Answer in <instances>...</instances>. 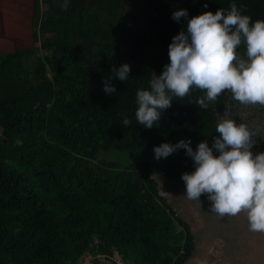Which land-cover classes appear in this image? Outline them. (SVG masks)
<instances>
[{
	"label": "trees",
	"instance_id": "trees-1",
	"mask_svg": "<svg viewBox=\"0 0 264 264\" xmlns=\"http://www.w3.org/2000/svg\"><path fill=\"white\" fill-rule=\"evenodd\" d=\"M62 2L0 0V264H99L98 255L188 264L194 235L177 209L167 211L165 185L186 196L181 177L193 160L185 149L157 160L154 148L181 140L211 147L217 113L227 110L255 133L252 152H264V106L225 91L200 109L204 93L193 88L148 129L135 120L136 93L150 88L152 72L162 74L173 37L186 30L175 11L190 19L235 2L255 22L264 20V0H69L67 10ZM125 63L122 82L112 69Z\"/></svg>",
	"mask_w": 264,
	"mask_h": 264
},
{
	"label": "clouds",
	"instance_id": "clouds-1",
	"mask_svg": "<svg viewBox=\"0 0 264 264\" xmlns=\"http://www.w3.org/2000/svg\"><path fill=\"white\" fill-rule=\"evenodd\" d=\"M59 6L67 10L69 0ZM182 17L187 21L186 30L173 37L168 50L170 62L162 74L152 72L148 90L136 93V122L151 129L172 106L173 98L183 99L193 88L204 93L195 101L200 109H207L225 91L242 105L264 106V20L253 22L235 2L227 11L220 8L190 19L187 9L173 13L176 21ZM241 45L242 55L238 51ZM112 72L114 78L127 81L131 66L125 63L113 67ZM110 79L104 83L108 94L116 92ZM131 124L129 118L123 119L125 127ZM215 133L219 135L211 147L207 140L196 150L191 140L163 143L154 148L155 158H167L185 149L195 168L182 174L185 197L201 200L206 195L210 212L220 217L244 213L249 230L264 233V152H252L255 133L246 123L238 124L227 110L217 113Z\"/></svg>",
	"mask_w": 264,
	"mask_h": 264
},
{
	"label": "rangeland",
	"instance_id": "rangeland-1",
	"mask_svg": "<svg viewBox=\"0 0 264 264\" xmlns=\"http://www.w3.org/2000/svg\"><path fill=\"white\" fill-rule=\"evenodd\" d=\"M1 39L4 42L9 40L7 36ZM106 157L124 160L115 153ZM157 164L154 162L152 173L156 180L161 181ZM165 189L171 192L170 203L188 222L194 235L195 246L188 264H264V233L249 230L246 214L220 217L210 212L207 197L189 200L178 187L165 185Z\"/></svg>",
	"mask_w": 264,
	"mask_h": 264
},
{
	"label": "built area",
	"instance_id": "built-area-1",
	"mask_svg": "<svg viewBox=\"0 0 264 264\" xmlns=\"http://www.w3.org/2000/svg\"><path fill=\"white\" fill-rule=\"evenodd\" d=\"M168 212L172 211L174 212V215H177L175 208H172L171 210L167 209ZM97 259L99 260V264H111L110 262L113 261L114 264H126L124 259L121 256H116L114 258L105 256V255H98ZM91 257H86L81 264H91Z\"/></svg>",
	"mask_w": 264,
	"mask_h": 264
},
{
	"label": "bare ground",
	"instance_id": "bare-ground-1",
	"mask_svg": "<svg viewBox=\"0 0 264 264\" xmlns=\"http://www.w3.org/2000/svg\"><path fill=\"white\" fill-rule=\"evenodd\" d=\"M123 258V257H122ZM125 260V259H124Z\"/></svg>",
	"mask_w": 264,
	"mask_h": 264
}]
</instances>
